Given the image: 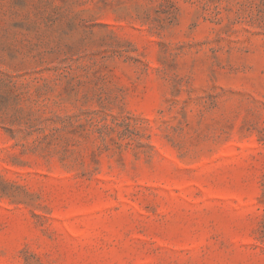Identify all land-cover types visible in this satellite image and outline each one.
Wrapping results in <instances>:
<instances>
[{
  "label": "rangeland",
  "instance_id": "rangeland-1",
  "mask_svg": "<svg viewBox=\"0 0 264 264\" xmlns=\"http://www.w3.org/2000/svg\"><path fill=\"white\" fill-rule=\"evenodd\" d=\"M0 264H264V0H0Z\"/></svg>",
  "mask_w": 264,
  "mask_h": 264
}]
</instances>
